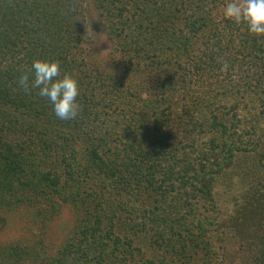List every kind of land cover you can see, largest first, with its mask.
<instances>
[{
	"label": "trees",
	"instance_id": "1",
	"mask_svg": "<svg viewBox=\"0 0 264 264\" xmlns=\"http://www.w3.org/2000/svg\"><path fill=\"white\" fill-rule=\"evenodd\" d=\"M231 1L0 0V234L27 209L41 237L0 264H264V37ZM36 59L78 81L76 120L18 86Z\"/></svg>",
	"mask_w": 264,
	"mask_h": 264
},
{
	"label": "clouds",
	"instance_id": "2",
	"mask_svg": "<svg viewBox=\"0 0 264 264\" xmlns=\"http://www.w3.org/2000/svg\"><path fill=\"white\" fill-rule=\"evenodd\" d=\"M224 15L237 25H245L250 36L264 37V0H233L226 6ZM17 84L26 92L37 89L38 95L52 105L55 118L61 124L77 119L79 84L71 75L61 77L59 61H32L30 70L19 75Z\"/></svg>",
	"mask_w": 264,
	"mask_h": 264
},
{
	"label": "rangeland",
	"instance_id": "3",
	"mask_svg": "<svg viewBox=\"0 0 264 264\" xmlns=\"http://www.w3.org/2000/svg\"><path fill=\"white\" fill-rule=\"evenodd\" d=\"M229 2L228 4L232 3ZM227 4V5H228ZM226 10V6L222 10L224 13ZM93 17H95V13H92ZM92 34L94 35L95 44H94V51L95 55L99 56L101 62L105 63L108 67L115 68L111 66V63L108 62V55H109V40L103 33L99 31V28L96 26L91 30ZM99 32V35H98ZM92 51V49H91ZM107 67V68H108ZM60 218L57 221L52 223V227L50 226L49 229L45 230L44 238L46 239L47 249L50 250H57L65 241V239L69 235V231L72 227V211L69 207L64 206L62 213L60 214ZM33 213L27 209H22L11 216L8 225L4 228V230L0 234V244L8 240H19V239H28L27 241H31L33 244L35 241H39V237L35 230L34 232L31 231L33 229L32 224ZM31 220V221H30Z\"/></svg>",
	"mask_w": 264,
	"mask_h": 264
}]
</instances>
